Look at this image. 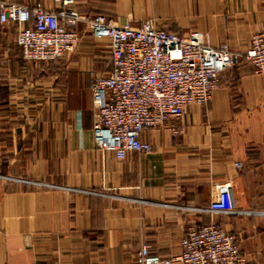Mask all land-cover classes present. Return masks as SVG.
Wrapping results in <instances>:
<instances>
[{"label": "crops", "instance_id": "obj_1", "mask_svg": "<svg viewBox=\"0 0 264 264\" xmlns=\"http://www.w3.org/2000/svg\"><path fill=\"white\" fill-rule=\"evenodd\" d=\"M74 2L118 25L198 30L206 44L240 51L264 30V0ZM77 28L75 49L48 64L25 61L16 25L0 23V175L57 186L0 179V264H138L142 245L170 257L190 226L210 221L237 236L245 264H264V216L184 208H206L211 183L230 179L237 208L264 210V73L245 62L224 70L206 105L144 129L152 150L118 159L96 148L92 131L90 73L108 48L83 23Z\"/></svg>", "mask_w": 264, "mask_h": 264}, {"label": "built area", "instance_id": "obj_2", "mask_svg": "<svg viewBox=\"0 0 264 264\" xmlns=\"http://www.w3.org/2000/svg\"><path fill=\"white\" fill-rule=\"evenodd\" d=\"M53 8H28L0 0V23L16 25L15 42L29 62L54 63L78 45L83 23L92 37L106 43L108 66L90 73L93 138L97 149L124 159L130 152L148 153L142 139L146 128H160L180 119L190 105H206L221 73L242 63L264 73V30L255 33L244 51L228 45L211 46L202 33L185 34L156 28L150 20L138 26L118 25L103 14L80 12L74 0H53ZM174 134L180 127L171 126ZM238 168L240 162L235 163ZM42 188L55 185L0 175ZM231 180L211 183L206 208L185 206L219 215L264 216V210L240 209L234 204ZM73 191H79L72 189ZM237 236L216 221L192 225L170 257L151 254L147 245L138 264H245ZM30 264H36L32 262Z\"/></svg>", "mask_w": 264, "mask_h": 264}, {"label": "rangeland", "instance_id": "obj_3", "mask_svg": "<svg viewBox=\"0 0 264 264\" xmlns=\"http://www.w3.org/2000/svg\"><path fill=\"white\" fill-rule=\"evenodd\" d=\"M103 65H102V68L100 69V70H104L105 68H107V66H108V59H106L105 61H103V63H102ZM99 70V71H100Z\"/></svg>", "mask_w": 264, "mask_h": 264}]
</instances>
